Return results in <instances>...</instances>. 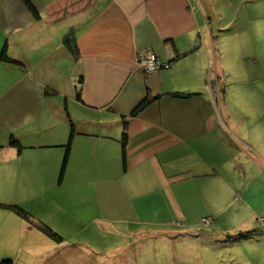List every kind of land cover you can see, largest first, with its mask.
<instances>
[{
	"label": "crops",
	"instance_id": "1",
	"mask_svg": "<svg viewBox=\"0 0 264 264\" xmlns=\"http://www.w3.org/2000/svg\"><path fill=\"white\" fill-rule=\"evenodd\" d=\"M31 1L40 19L0 0V202H39L64 238L39 264H264V0Z\"/></svg>",
	"mask_w": 264,
	"mask_h": 264
},
{
	"label": "rangeland",
	"instance_id": "2",
	"mask_svg": "<svg viewBox=\"0 0 264 264\" xmlns=\"http://www.w3.org/2000/svg\"><path fill=\"white\" fill-rule=\"evenodd\" d=\"M250 2V0H243L244 8L239 7V11L237 12L238 15L241 14L242 10L246 11L247 9H250L253 12L256 11L257 8H255V6L257 5L253 3L251 4ZM231 28L232 26L223 30H228ZM18 198L19 197H17V200L15 201L9 200L8 197L6 199H2L7 200V203L0 202V204L4 206H19L33 215L34 218L36 216L39 217L38 219L41 218V207L37 206L39 202H32L31 205L27 206V208L26 206H22L21 204H19L20 202ZM50 218L51 217H49V219ZM51 219H53L51 223L57 222L54 218ZM34 222L37 221L32 220L31 223L33 224ZM38 222H41V219L38 220ZM38 222L35 224H38ZM30 227V224L26 220L16 215L9 209L0 208V264H2L3 261H11L13 264H39L40 261L36 258V256L38 255L36 249L41 245L40 240L42 233L37 229L31 230ZM164 252L165 251L163 250V253ZM191 262V259L188 262H184V260H182L181 258L175 259L172 262V260H166L164 255H161V258L154 260L152 259L151 261L150 258L144 257L142 259V262L139 264H190Z\"/></svg>",
	"mask_w": 264,
	"mask_h": 264
},
{
	"label": "trees",
	"instance_id": "3",
	"mask_svg": "<svg viewBox=\"0 0 264 264\" xmlns=\"http://www.w3.org/2000/svg\"><path fill=\"white\" fill-rule=\"evenodd\" d=\"M21 1L27 7V9L31 12V14L34 16V18L40 19V12L35 7V5L33 4V2L31 0H21ZM65 47L71 52V54L73 55L75 60H79L80 50H79V46H78V37L75 34L70 35L66 39ZM186 55L178 56L177 59H180ZM1 60L8 62V63L21 65V63L14 61L11 58H9V56L7 55V46H5V48L2 51ZM80 81L82 82V80H80ZM192 95L193 94H186V93H171L170 94V96H172L173 98H176V99H188ZM78 99L81 100V93H78ZM157 99L158 98H150V97L145 98L136 107V109L132 112L131 118L137 117L140 113H142L145 109H147ZM70 129H71V139H70V142L68 143V146H67L68 153H67L65 161H64V165H63L64 168L67 165L69 153L71 150L72 138L75 135V125L72 121H71V128ZM120 143L123 147V151L125 152L126 148L128 146V143H129V138H128V134H127V123H125V125H124V133L122 135ZM8 146L17 148L19 152L24 150V146L19 142V140L15 136H12L10 138V140L8 142ZM1 149H2V147H0V150ZM0 208L9 209L10 211L15 213L16 215H18L21 218H23L24 220H26L32 228L40 230L43 235H45L46 237H48L52 241H54L58 244H61L64 242V238L59 233H57L54 229H52L50 226H48L47 224H45L43 222H38V224H35L37 222H34L32 224L31 222L35 218L33 215L28 213L25 209H22L19 206H11V205L10 206H4L2 204H0ZM258 235H259L258 232H241L235 236L229 237V239L239 241V240H243V239H253L254 237H257ZM2 264H13V263L11 261H3Z\"/></svg>",
	"mask_w": 264,
	"mask_h": 264
},
{
	"label": "built area",
	"instance_id": "4",
	"mask_svg": "<svg viewBox=\"0 0 264 264\" xmlns=\"http://www.w3.org/2000/svg\"><path fill=\"white\" fill-rule=\"evenodd\" d=\"M140 65L146 70L149 74H155L163 69L169 68L171 64H163L155 54L147 53L145 56L141 57ZM211 90L213 93V101L216 102L218 99V85L217 83L211 79ZM212 220L206 219L204 223L210 224ZM260 228L264 231V217L259 219Z\"/></svg>",
	"mask_w": 264,
	"mask_h": 264
},
{
	"label": "water",
	"instance_id": "5",
	"mask_svg": "<svg viewBox=\"0 0 264 264\" xmlns=\"http://www.w3.org/2000/svg\"><path fill=\"white\" fill-rule=\"evenodd\" d=\"M136 109V108H135Z\"/></svg>",
	"mask_w": 264,
	"mask_h": 264
}]
</instances>
